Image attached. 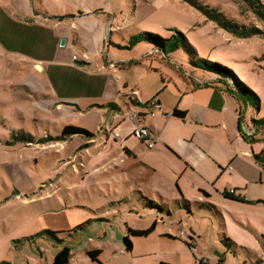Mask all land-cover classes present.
Returning <instances> with one entry per match:
<instances>
[{"label": "rangeland", "instance_id": "1", "mask_svg": "<svg viewBox=\"0 0 264 264\" xmlns=\"http://www.w3.org/2000/svg\"><path fill=\"white\" fill-rule=\"evenodd\" d=\"M197 1L261 34L236 36L184 0H0V264H53L65 246L71 249V264H206L203 256L208 264H236L228 233L211 214L194 205L179 210L177 198L168 201L170 216L151 209L136 193L146 192L144 187L136 189L135 180L119 174L116 157L123 141L105 131L113 112L78 111L62 119L50 98L32 89L48 85L39 63L47 67V58L55 54L81 55L66 27L69 18L88 11L106 26V46L98 58L117 65L122 90L129 84V91L139 90L147 103L159 94L163 110L155 111L157 119L149 115L150 121L164 119V110L178 103L176 86L183 79L212 75L194 67L196 57L231 68L258 95V105L242 106V130L264 139V127L253 122L264 118V22L248 0ZM177 32L195 50L194 57L186 48L165 53L152 43L132 42L140 33L167 39ZM225 81L233 84L234 78ZM231 106L238 108L233 98ZM123 108L127 118L138 115ZM65 125L87 129L98 140H57ZM22 136L24 141L16 140ZM135 142L140 140L129 144ZM148 200L162 204L155 194ZM169 226L176 239L164 235ZM153 227L147 236L129 232ZM191 237L199 243L196 252L188 246ZM95 250L101 251L97 260L89 255Z\"/></svg>", "mask_w": 264, "mask_h": 264}, {"label": "crops", "instance_id": "2", "mask_svg": "<svg viewBox=\"0 0 264 264\" xmlns=\"http://www.w3.org/2000/svg\"><path fill=\"white\" fill-rule=\"evenodd\" d=\"M94 16L87 11L68 19L66 34L73 46L79 43L81 55L55 54L47 58V67L39 63L48 85L32 89L48 96L62 119L78 111L113 112L111 126L105 128L116 129L124 137L116 170L135 180L132 183L136 189L144 187L146 192L137 190L138 196L147 202L151 195H158L162 204L155 203L160 212L169 216L172 210L168 201L175 198L179 210L190 211L194 205L211 214L225 228V235L228 233L226 243L236 264H264V139L255 137L248 141L242 136L239 104L237 109L232 108V98L236 99L218 79H212L214 75L203 76L205 80L183 79L181 86H176L178 103L164 110V119L150 121L145 106L148 99L144 100L139 90L129 91V84L122 90L117 65L99 60L106 46L107 29ZM155 97L163 110L159 94ZM92 102L95 104L89 109L81 110L80 105ZM124 105L129 111L142 114L141 118H127ZM175 109L186 112L185 118L174 117ZM151 118L157 119V114ZM136 125L147 127L158 136L154 148H147L141 141L129 144L134 138L130 132ZM73 138L83 141V136L69 139ZM231 190L247 202L227 198L224 193ZM172 233L169 226L164 235L176 239ZM191 238L197 249L198 241ZM202 260L209 263L205 256Z\"/></svg>", "mask_w": 264, "mask_h": 264}, {"label": "trees", "instance_id": "3", "mask_svg": "<svg viewBox=\"0 0 264 264\" xmlns=\"http://www.w3.org/2000/svg\"><path fill=\"white\" fill-rule=\"evenodd\" d=\"M184 1L188 2L189 4L197 8L199 11L205 13L208 16V18L216 21L218 24H220L222 27L232 32L236 36L252 37L261 34V32L256 28L245 29L244 27L238 26L236 23H233L232 21L226 19L222 13L209 9L208 7L200 4V2H198L197 0H184ZM248 1L252 5L256 14H258L259 18L264 22V6L261 3H259L258 0H248ZM132 42L133 43L149 42L159 47L160 51L163 50L165 53H168V51L173 52L180 48H186L193 55V57L195 55V50L191 48L188 40L181 32H177L176 34L172 35L170 38L167 39H164L160 35L155 33H140L132 37ZM192 63L195 68L209 72L210 74L218 77V81L222 83L225 86L226 90L230 94H232L234 98L238 101L239 104L238 123H239L240 133L246 140L252 141L254 137L248 136L242 130L243 119H244V108L242 106L244 105L246 107L249 103H251V101H254L255 105H258L260 102L258 95L245 82H243L239 78H236L234 76L235 73L231 68L221 63L210 61L207 59H197L196 57H194ZM231 77L234 78L233 84H229L228 82L225 81L227 78H231ZM153 99H157V97ZM145 106H147V104ZM172 115L174 117L184 119L186 116V112L175 109ZM253 122L257 124L258 127H262V126L264 127V118L254 119ZM73 136H85L87 138L95 137L93 133L89 132L84 128L77 127L74 125H65L62 128L61 135L56 138L57 140H67ZM23 139H24L23 136L20 138H16L17 141H24ZM26 142H31V141L27 140ZM224 195L227 198L236 201L247 202V200L244 197L231 194L230 192H225ZM147 206H149L151 209L154 208L159 209V206L154 201L151 200H147ZM153 231H154V227L145 231L130 229L129 232L133 236H147L151 234ZM49 234L52 237L56 236L55 233L49 232ZM190 239L192 240V238ZM124 242L126 244L127 250L131 251L133 244L130 241V239L126 237L124 239ZM188 246L190 247L189 244ZM100 253H101L100 250H95V251H90L89 255L93 260H97V255ZM71 260H72L71 249L68 246H65L56 255L53 264H71ZM202 263L203 262L201 261L200 264ZM162 264H166V263H162Z\"/></svg>", "mask_w": 264, "mask_h": 264}, {"label": "built area", "instance_id": "4", "mask_svg": "<svg viewBox=\"0 0 264 264\" xmlns=\"http://www.w3.org/2000/svg\"><path fill=\"white\" fill-rule=\"evenodd\" d=\"M85 59H87L86 56H84ZM74 61L78 60L77 56H74L73 58ZM112 67H114V65H111ZM146 109L149 111L147 112V114H149L151 117H155L156 113L155 111H157L158 109H161V104L159 102L158 99H152L151 102L147 103ZM142 114H132L130 116L131 120H137L139 118H141ZM107 134H112L115 141H124V137L122 136V134L120 133V131L116 130V129H107L106 130ZM251 135V133H249ZM130 136H133L134 138L140 140L141 142H143L147 148L152 149L155 147V145L158 142V136L151 131L149 128L147 127H143L140 125H136L132 131L130 132ZM231 170V169H230ZM231 194H235L236 195V191L235 190H231L229 191ZM184 233H182L183 235ZM188 244L190 245V248L196 252V246L195 243L193 242V240H191L189 238Z\"/></svg>", "mask_w": 264, "mask_h": 264}, {"label": "water", "instance_id": "5", "mask_svg": "<svg viewBox=\"0 0 264 264\" xmlns=\"http://www.w3.org/2000/svg\"><path fill=\"white\" fill-rule=\"evenodd\" d=\"M65 45H66V40L63 39L61 42V46H65ZM37 68L40 70L41 69L40 65H37Z\"/></svg>", "mask_w": 264, "mask_h": 264}]
</instances>
